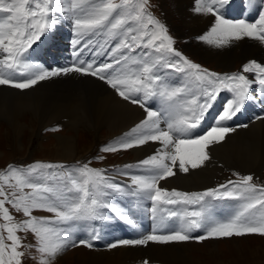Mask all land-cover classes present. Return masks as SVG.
Segmentation results:
<instances>
[{"label":"snow or ice","instance_id":"1","mask_svg":"<svg viewBox=\"0 0 264 264\" xmlns=\"http://www.w3.org/2000/svg\"><path fill=\"white\" fill-rule=\"evenodd\" d=\"M234 3L194 0L196 13L214 18L210 30L197 37L199 42L218 48L243 38L264 42V10H258L253 22L233 20L228 16ZM148 9L149 0H0V86L24 90L70 73L96 77L145 113L123 138L102 146L101 151L115 153L149 142L161 145L153 155L116 170L130 183L116 180L107 169L90 167V162L8 165L0 171V219L4 221L0 223V264H24L31 248L40 254L38 264H51L68 247L92 248L90 240L74 235L98 221L118 219L137 225L145 200L150 202L147 211L157 227L140 238L112 242L109 248L264 236V185L255 183L252 175L233 173L236 180L201 192L159 186V181L176 175L174 168L187 173L204 166L210 146L236 130L228 122L255 98L257 87L264 93V64L253 60L231 74L203 68L175 47L166 24ZM65 18L74 27L77 59L54 68L33 60L36 49ZM89 49L93 58L80 59ZM97 57L105 59L97 63ZM220 100L224 101L221 110L204 131ZM127 197L134 199L133 207L119 204V198ZM218 201L237 203L229 215L221 217L216 214ZM6 204L26 219L15 222ZM37 210L52 216L33 215ZM20 232L32 234L35 244L26 243L27 237ZM93 239H99L94 229Z\"/></svg>","mask_w":264,"mask_h":264},{"label":"bare ground","instance_id":"2","mask_svg":"<svg viewBox=\"0 0 264 264\" xmlns=\"http://www.w3.org/2000/svg\"><path fill=\"white\" fill-rule=\"evenodd\" d=\"M169 3L171 10L176 13L182 23L181 27L176 23L168 25L169 30L177 37L190 38L191 36L197 40V37L210 30L214 23L211 14L195 12L194 0H169ZM253 41L250 38H243L220 48L201 42L203 46L197 54L201 56V59H204V56V60L210 61L211 59L217 65L224 67L235 65L234 61L248 56L264 64V42L254 39ZM184 43L187 46L191 42L187 40ZM53 45L52 48H45L48 52V56L44 54L47 59L50 56L52 58L54 54H61L60 49L66 47V44L61 42H55ZM44 55H40L41 63L47 64L43 59ZM49 64L51 63L47 66ZM256 93L258 99H264V93H261L259 88ZM222 101L220 100L211 111L204 124V131L212 125V118L221 110L224 103H221ZM256 101L254 98L250 102ZM27 112L29 113L28 118L23 120V115ZM144 115V111L137 105L124 101L104 81L93 76L70 73L41 81L34 87L24 90L0 86V121H5L3 124L0 123V127L7 126V130L14 138L26 130L29 139L39 145L44 137V127H67L65 133L59 132L55 134L54 139L50 138L53 140L49 139L51 145L46 155L42 156L44 158L83 159L93 147L107 137L113 136L111 140L112 138L114 140L123 138L125 133L144 118ZM228 124L236 126V130L227 134L224 141L210 146L208 149L210 159L205 162L204 166L197 169L190 168L187 173L180 172L178 167L174 168L176 175L159 181V186L167 190H171L172 187H179L182 190L201 189L214 183L225 168L238 166L241 169H254L255 171L264 168V118L252 119L251 113H245ZM241 125H247V127ZM160 147L159 142H149L147 145L129 149L130 158L124 157L122 162L127 163L126 165H135L138 161L145 159L144 156L153 155ZM127 180V177L125 180L119 179L125 183ZM133 203L132 197L122 200L119 198L120 205L133 207ZM149 204V201H143V210L138 212L143 217L141 221L148 228L138 229L123 221L113 219L114 223L124 225L121 230L116 228L113 230L109 228L111 220L98 221L93 227L77 232L74 238L83 234L84 236L89 235V238L93 240L94 229L104 241L101 243L102 247L93 250L80 245L77 246L80 249L73 247V251L60 254L56 259L61 262L71 257L74 264H143L145 259L149 261V264H188L189 248L186 242L167 245L151 243L147 247H108L112 242L140 238L144 233H150L151 217L147 211ZM258 250L255 254L247 255L246 259L264 258V249Z\"/></svg>","mask_w":264,"mask_h":264},{"label":"rangeland","instance_id":"3","mask_svg":"<svg viewBox=\"0 0 264 264\" xmlns=\"http://www.w3.org/2000/svg\"><path fill=\"white\" fill-rule=\"evenodd\" d=\"M148 10L153 14V16H155L157 19L165 23L167 27L169 24L172 23L173 24L176 23L181 27L182 23L181 21H179V18L178 16H176V13H174V11L171 10V5L169 3V0H149ZM169 33L175 38L176 41L175 47L179 49L187 58H189L191 61L197 64H200L203 68H206L216 73L231 74L233 73L231 72L232 69H235L237 70V72H240L245 63L254 60V58H250L248 56L244 59H238L234 61L235 65L232 64L230 67H224L221 65L219 66L211 59L210 61H208V60H204L205 59L204 56H203L204 59H201V56H198L197 51H199V49H201L203 46L201 42L197 41L191 36L190 38L177 37L176 35H174L175 33L171 32L170 30ZM187 40H189L191 43H188V45L186 46L184 42ZM251 41H253V39H251ZM49 47H54V45L50 44L47 46V48ZM46 56H48V52ZM50 59L51 56L48 57V60ZM28 115H29L28 112L25 113V115H23L24 117L23 120H27ZM4 122H5L4 120L0 121L1 124H3ZM57 128L58 130H53ZM66 129L67 127H61V126L44 127L43 128L44 137L41 141L42 143L38 145L36 144V142L33 143L32 139H29L28 132L26 130L21 135L14 138L10 133V131L7 130V126L3 125V127H0V171L6 170L7 166L10 164L18 165V166L19 165L26 166L37 161L63 163V164L67 163V165H76L78 162L80 164L90 162L89 164L90 167L102 168L107 170L109 168H116V170H118L119 168L116 167L117 165H121L120 166L121 169L123 168L124 165L127 164L125 162H122V159L124 157L130 158L129 150L119 151L115 153H105L101 151L102 146L107 145L106 144L107 142L108 143H110V141L113 142L110 139L113 136H111L110 138L107 137L102 142H99V144L93 147L83 159L81 158L82 160L81 159L54 160V159L42 157L43 155H46L47 150L51 145L50 140H53L55 138V134L59 132L65 133ZM73 133L75 132L73 131ZM253 170L254 169H250V170H246L243 168L241 169L238 166H234L232 168L230 167L225 168L222 170L223 175L221 174L220 177H218L214 183L210 184V186L208 185L203 188H215L220 184L226 183L228 180H236L237 177L233 175V173H239L241 176L252 175L254 177L255 183H257L258 185H264V168H259V170L257 171L255 170L253 171ZM108 174H109V170H108ZM114 174L117 175L118 177L117 180L119 179L125 180L126 178L122 175L119 178L117 172ZM127 183H130V180H127ZM172 188L175 190H180L179 187H172ZM25 191H29V190L25 189ZM189 192H194V191H189ZM120 199L122 200L123 198ZM6 206L9 207L10 213L13 215L15 222H19L22 221L23 219H26V217L23 216L22 212H16L15 209L11 208L10 205L6 204ZM42 214H51V213L41 210H37L33 212V215L38 217H41ZM0 223H4V221L0 219ZM4 235L6 236V232L4 233ZM18 235L22 237L26 236L27 237V240L25 241L26 243L35 244V238L32 234L20 232L18 233ZM87 237H89V235H87ZM93 240L95 241L96 244V245L93 244V242L91 241L93 246L95 245L94 248L93 247L92 248L86 247V248L95 250V248L99 249L100 247H102L101 243H104V241L100 236L99 239H93ZM108 242H112V241H108ZM186 243L189 248L188 264H264V258L262 257H257L256 260L250 258L246 259L247 255L255 254L256 252L259 251L258 249H264V236H260V235H247L243 237L234 236L232 238L208 239L203 242L190 240ZM72 248L73 247H68L67 249L63 250L64 251L63 253L62 252L59 253L54 259L51 260V264H74L71 257L65 259L64 260L65 262L64 261L58 262V260L56 259L60 256V254L63 255L66 254L67 252L73 251L74 249ZM77 248L80 249L79 247H76L75 249ZM26 256L28 258L25 259L24 264H38L39 259L41 258L40 254L36 251L35 248L29 249L28 252L26 253ZM156 264H164V263H156Z\"/></svg>","mask_w":264,"mask_h":264}]
</instances>
